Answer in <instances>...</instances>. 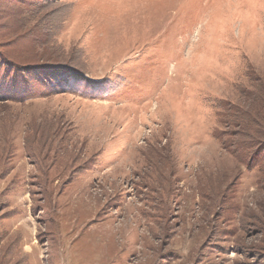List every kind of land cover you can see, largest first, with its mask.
Here are the masks:
<instances>
[{
	"label": "rangeland",
	"instance_id": "rangeland-1",
	"mask_svg": "<svg viewBox=\"0 0 264 264\" xmlns=\"http://www.w3.org/2000/svg\"><path fill=\"white\" fill-rule=\"evenodd\" d=\"M238 109L264 0H0V264H264Z\"/></svg>",
	"mask_w": 264,
	"mask_h": 264
},
{
	"label": "trees",
	"instance_id": "trees-1",
	"mask_svg": "<svg viewBox=\"0 0 264 264\" xmlns=\"http://www.w3.org/2000/svg\"><path fill=\"white\" fill-rule=\"evenodd\" d=\"M13 69L15 68L13 67ZM238 113L239 114L236 116V119L238 120L241 129L243 126L242 132L238 134V137H243L245 140L251 141V144H246L243 141H233V148L229 146L227 144V141L222 137L223 135H225V133L221 131H217L215 133V138L221 141L222 146L225 149L231 148V153L239 159H242L243 154L244 156L247 154L252 155V151L256 152L258 150L257 153L263 152V149L260 148V143L256 141L257 137L260 139H264V134L262 131H260L261 128L257 124V122L259 121V124L262 125L261 121H264L263 117L261 118V120H259L258 117H252V115L242 109H238ZM253 119H257V121H254ZM239 154H241V158ZM261 183V186H264V182Z\"/></svg>",
	"mask_w": 264,
	"mask_h": 264
}]
</instances>
